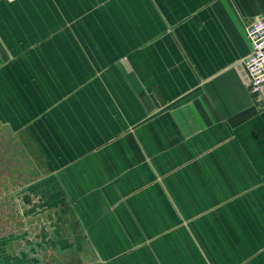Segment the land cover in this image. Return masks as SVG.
<instances>
[{"label": "crops", "instance_id": "crops-1", "mask_svg": "<svg viewBox=\"0 0 264 264\" xmlns=\"http://www.w3.org/2000/svg\"><path fill=\"white\" fill-rule=\"evenodd\" d=\"M262 14L0 0V126L32 142L38 210L68 230L53 264H264V88L245 67Z\"/></svg>", "mask_w": 264, "mask_h": 264}, {"label": "rangeland", "instance_id": "rangeland-1", "mask_svg": "<svg viewBox=\"0 0 264 264\" xmlns=\"http://www.w3.org/2000/svg\"><path fill=\"white\" fill-rule=\"evenodd\" d=\"M38 162L29 138L0 126V264H53L58 248L51 250L49 239L68 235L63 226L49 227L53 214L38 210L32 193Z\"/></svg>", "mask_w": 264, "mask_h": 264}, {"label": "built area", "instance_id": "built-area-1", "mask_svg": "<svg viewBox=\"0 0 264 264\" xmlns=\"http://www.w3.org/2000/svg\"><path fill=\"white\" fill-rule=\"evenodd\" d=\"M251 50L245 59L248 87L251 92L264 88V14L246 25Z\"/></svg>", "mask_w": 264, "mask_h": 264}]
</instances>
